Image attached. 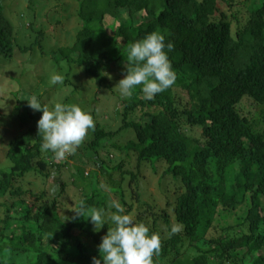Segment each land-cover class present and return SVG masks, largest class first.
Wrapping results in <instances>:
<instances>
[{
  "label": "trees",
  "instance_id": "obj_1",
  "mask_svg": "<svg viewBox=\"0 0 264 264\" xmlns=\"http://www.w3.org/2000/svg\"><path fill=\"white\" fill-rule=\"evenodd\" d=\"M1 2L0 76L14 75L26 66L29 49L39 50L54 66L69 70L52 93L71 88L64 103L82 108L86 97L81 103L74 97L91 88L88 81H95L98 92L101 87L112 90L120 104L112 111L116 123L120 118L116 131L131 137L122 150L136 156L137 166L148 164L153 172L158 163L164 164L161 179L168 182L163 190L175 194V224L167 213L162 216L165 236L156 226L157 217L150 226L142 211L137 216L150 234L161 235L154 264H264V0L247 8L240 0H77L69 45L65 39L48 45L45 35L36 32L41 28L35 24L51 20L52 11L41 8L26 27L34 37L21 42L23 31L15 30ZM152 32L174 43L168 55L177 79L153 100L144 98L140 86L131 97H123L112 85L126 75L131 44ZM23 103L26 107L13 104L24 129L7 144L5 158L11 166L0 168V198L12 199L0 218V264H19L24 256L29 260L24 264H92L93 257L101 258L102 241L88 216L77 217L75 210L81 200L90 208L108 210V195L99 188L102 175L125 212H131L135 174L115 180L101 166L88 174L70 164L74 154L58 162L51 151L41 149L42 134L33 125L42 112ZM91 131L89 146L97 153L115 134L99 124ZM6 135L0 132V140ZM28 175L53 178L51 188L43 186L37 194L25 190L21 184ZM26 194L34 198L32 204ZM219 211L236 216V224L227 234L210 236ZM173 226L180 230L169 235ZM113 227L106 223L101 228L107 233ZM200 243L210 250H200ZM183 248L200 254L188 256Z\"/></svg>",
  "mask_w": 264,
  "mask_h": 264
},
{
  "label": "rangeland",
  "instance_id": "obj_2",
  "mask_svg": "<svg viewBox=\"0 0 264 264\" xmlns=\"http://www.w3.org/2000/svg\"><path fill=\"white\" fill-rule=\"evenodd\" d=\"M30 1L31 3L29 2V0H2L1 2L7 16L13 22L15 30L20 29L18 30V32L20 33L23 31V33L19 35V38H23L21 42L26 40L25 43H28L29 39L34 37L32 36L30 38V35L26 31V27L34 17L36 10L41 8L42 11L44 9L52 11V15L50 18L51 20H53V23H49V21L51 20H48V22L47 20H45V22H47L44 24L45 26L43 24H39L38 26L35 24L37 30L41 28V30H38L36 32L40 31L43 35H45V38L43 39L44 42L46 41V43H49L48 45L58 44L64 39L67 41L66 45H69L70 40L73 37L72 31L74 29L72 27H74L75 24L74 18L71 14L76 13V8H78L77 0ZM240 1L241 3H243L245 8L251 7L260 2V0ZM240 7L242 6L240 5ZM54 10L57 12L53 13ZM56 21H61L62 23L59 22L60 24L57 25L55 24ZM105 24L106 27L110 25L106 21ZM116 26L117 24H115V27ZM110 32L111 31L107 29V34L111 35ZM118 41H120V39H118ZM27 45L28 44H25L24 46ZM28 55L29 58L26 62V66L20 71H15L14 75L10 73L5 76H0V132L2 133L4 131V133L7 134L6 136H4L6 137L5 140H0V168H8L9 166H11L9 160L5 158L6 150L8 147L7 144L10 137L14 136L16 133L24 129L19 126L21 115L18 113V111H15V106L13 104L18 102L20 104L22 103L24 107H26L25 103L23 102H26L28 104V100H30V98L34 95L37 96L41 101H43V103L45 101H48V104H53L55 102L64 103L65 99H68V97H70L71 95L70 92L65 95L64 90L68 87L63 90H59V92L56 93L51 92L55 88H61L60 84L54 85L51 83V76L56 73L69 75V70L60 69L58 65L54 66L48 59L42 56L39 50L29 49ZM30 64L33 68L30 67ZM47 76L50 77V81ZM88 84L91 85V88L86 91L85 94L78 95V93H76L74 97L75 101L81 103L86 97L84 99L85 101L83 102V104L86 105L83 106L82 109L91 111L93 115L95 114V124L100 123V125L106 129H113L115 134L113 135V137L103 141V143H105L106 145L105 149L94 156L90 152L89 146L92 141L91 137L93 135V132L90 130L88 136L74 153L73 158L70 160V164L84 169L85 173L88 174L94 173V171L97 170L100 166L107 167V172H110L111 177L115 180H118L120 176H123L126 180H129V173L135 174L136 180L130 188L133 197L132 211L127 213L125 212V214L133 216L134 219L139 222V219L137 218L138 212L142 211V213H144L142 217L147 222V224H150V226L154 220V217H157L156 226L158 227V230L162 231L163 235L166 236V225L163 222L162 216L167 213V217L171 224H175L172 211L175 194L170 192L164 193L163 187H165L166 183L168 182V179L166 178L164 180V183L161 179L163 171L165 169L164 164L158 163L156 166L157 172H153L148 164H141L137 166L138 164L136 156L132 152L129 153V156L125 154L124 150H122V147L131 137H129V132L126 133L123 131H116L120 126V123H118L120 121V118L116 123V120L113 119L114 116L112 114V111H114L113 108L120 104L115 101L116 99L114 100L112 90H105V88L101 87V91L98 92L99 87L96 86L95 81H88ZM78 85H82V83H78ZM117 85L113 84L112 89L113 91L116 89L115 91L119 92L120 89ZM93 99L98 103H101L102 106L96 102L92 103ZM242 106L247 107L248 103H242ZM28 109L31 108L28 107ZM244 109L246 110V108ZM92 110L94 112H92ZM33 125L37 127V122H35V124ZM61 161L62 160H58V162ZM102 161H104V163L106 164H102ZM118 165H121L120 169L114 168ZM136 168L139 169L138 172L136 171ZM125 171L127 172L126 175L123 174V172L125 173ZM61 179L65 181L68 179V176L65 174V178L62 177ZM52 180L53 178L49 180L35 175H28L24 179L21 186L25 190H31L32 192L37 194L42 191V189H44L42 188L43 186L47 189H50L51 187H48V184L49 182L51 183ZM98 180L100 183L99 188L108 195L107 206L112 200L118 201L119 196L109 191L107 185L108 183L105 177L99 175ZM101 185H104L106 187L102 188ZM49 195L54 197L53 191H49ZM136 195L139 198V201H136ZM129 197L130 195H127V198ZM24 198L30 204L34 202V198L30 197L28 194L24 195ZM11 202L12 199H10L8 196L0 198V218L4 217L5 208L6 206H9ZM142 202L144 203V205H142ZM169 202L170 204L167 206ZM113 210L115 211V209H111L110 211ZM219 210L221 209L219 208ZM235 219L236 216L219 211L214 218V229L211 230L209 235H218L220 233L227 234L231 232V227L236 224ZM107 223L113 225L111 221H108ZM98 232L99 239L102 241V237L107 233H103L102 228H98ZM198 247L204 252L210 250L209 246L203 243H200ZM182 252L186 253L188 256H196L200 254V252L198 250H195L194 248H183ZM24 257L18 258L19 264H24L26 262L25 260L27 258ZM13 259L15 258L12 257V259H7V261H12ZM27 261L29 262L28 259ZM210 261L212 260L210 259Z\"/></svg>",
  "mask_w": 264,
  "mask_h": 264
},
{
  "label": "clouds",
  "instance_id": "obj_3",
  "mask_svg": "<svg viewBox=\"0 0 264 264\" xmlns=\"http://www.w3.org/2000/svg\"><path fill=\"white\" fill-rule=\"evenodd\" d=\"M174 47V43L166 42L165 36L159 32H152L131 44L128 54V61L131 63L127 64L126 75L117 85L121 95L131 97L140 86L144 98L153 100L157 94L173 86L177 73L168 53ZM51 83L63 85L64 76L59 73L53 74ZM64 92L67 95L71 88L65 89ZM28 105L34 111L42 112L41 118L37 121L39 134H42L41 149L51 151L57 160L66 159L74 154L90 130L95 129L91 111H86L79 105L63 102L47 104L35 95L28 100ZM97 151L100 152L102 149L99 147ZM90 152L94 156L97 155L92 149ZM111 209L115 211H110ZM75 213L77 217L84 218L87 215L96 230L106 225L108 221L115 225L102 237V242L98 246L101 258L93 257L92 264H154L153 258L159 255L161 249L160 233L150 234V227L125 214L124 206L117 200L110 201L108 210L90 208L81 200ZM179 230V226H173L169 235L176 234Z\"/></svg>",
  "mask_w": 264,
  "mask_h": 264
}]
</instances>
